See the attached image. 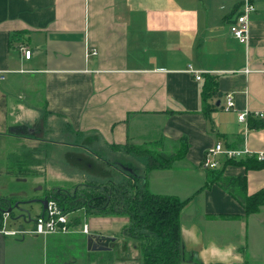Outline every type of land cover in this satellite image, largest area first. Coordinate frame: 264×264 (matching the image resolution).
<instances>
[{
	"label": "crops",
	"instance_id": "crops-1",
	"mask_svg": "<svg viewBox=\"0 0 264 264\" xmlns=\"http://www.w3.org/2000/svg\"><path fill=\"white\" fill-rule=\"evenodd\" d=\"M251 1L244 43L230 28L244 0H0V194L12 180L15 145L42 154L57 142L85 146L76 135L96 136L99 145L146 166L147 176H137L150 190L188 199L181 213L185 264H264V204L247 214L213 181V168L202 166L217 141L264 150V126H252L264 118L258 115L264 113V0ZM87 47L98 53L87 58ZM207 74L215 77L216 93L204 99ZM229 92L233 108L225 106ZM242 110H249L247 122L238 117ZM56 123L74 135L46 136ZM127 142L185 153L168 167L148 169V158L127 151ZM218 168L246 175L250 194L264 187V166L222 158ZM119 219L90 216L89 233L0 231V264H104L94 251L105 255L112 247L94 250L88 236L112 235L123 245Z\"/></svg>",
	"mask_w": 264,
	"mask_h": 264
},
{
	"label": "rangeland",
	"instance_id": "rangeland-1",
	"mask_svg": "<svg viewBox=\"0 0 264 264\" xmlns=\"http://www.w3.org/2000/svg\"><path fill=\"white\" fill-rule=\"evenodd\" d=\"M76 134L78 133L76 132ZM73 135V132L62 129L58 123L54 125L52 130L46 131V136H54L55 139H60V141H67L68 137ZM76 139L79 140L80 144L85 145L80 147L83 151L80 148L75 149L76 147L73 146H68V149L64 142L45 146L42 154L38 153L37 149H28L26 145L22 146L24 143L14 146L12 156V166H14V169L11 171L12 180L5 182V188L2 189L3 194H0L3 196V198H0L1 205L12 206V210H10L11 215L8 220L9 225L7 224L8 228L9 226L16 225L31 227V219L36 217L43 209L41 199L45 198L47 194L57 191L59 188H68L72 193L78 188L77 195L81 193L86 195L88 193L90 196L93 192H101L102 188L100 187L103 185L111 184L112 182H125L130 174L140 175L142 179L147 176L149 170H146V166H142L141 162L135 157L124 152L121 154L111 152L106 146L99 145V139L96 136L85 139L80 135H76ZM22 150H24L23 153ZM80 152L84 153L80 154ZM26 154L29 155V161L33 164H27L24 161ZM33 158H44L45 161L40 166L38 165V161H32ZM108 162H112L113 165L108 164ZM21 166H23V169H21ZM85 198L88 199L87 196ZM115 198H112V202H120L119 198L117 199L116 196ZM117 208L121 209L122 207L118 204ZM65 211L71 213L77 229H80L85 222L90 226L87 218L99 215L89 212L86 207H77L76 209ZM76 214L81 216V221H75L74 215ZM113 215L122 218L119 219L118 225L122 226L124 230L121 232L122 239H126H121L122 241L119 243L124 242V244L118 246L114 239L110 240L109 246L113 250L111 253L100 255V252L94 251L93 256L98 257L96 260L98 262L100 261L99 259H102V263L104 264H142L140 242L136 238L126 234L127 228L125 230V226L129 225L130 222L132 223L128 214L116 212ZM2 225L3 222L0 228ZM98 244H100L99 241ZM94 250H99V248Z\"/></svg>",
	"mask_w": 264,
	"mask_h": 264
},
{
	"label": "trees",
	"instance_id": "trees-1",
	"mask_svg": "<svg viewBox=\"0 0 264 264\" xmlns=\"http://www.w3.org/2000/svg\"><path fill=\"white\" fill-rule=\"evenodd\" d=\"M207 75L208 81L203 89L204 99L216 93L215 77L210 74ZM204 109L208 110L205 105ZM252 126H264V118L257 119ZM114 147L118 146L115 145ZM123 147L137 155L146 156L148 169L168 167L174 159L183 156L185 153L184 147L178 148L175 152H166L159 149L157 143L135 144L127 142L123 144ZM23 152L24 150H22ZM28 156L26 154L24 161L27 164H33L29 161L30 157ZM32 161L42 163L43 158H33ZM228 161L242 163L253 168L264 166V160H259L255 156H247L239 158V160L228 159ZM213 172L215 173L213 181H217L240 200L247 214L258 211L264 204V187L254 193H248L246 175L228 176L224 174L222 168H213ZM100 188H102L101 192H93L90 196L88 193L77 195L78 188L73 193L68 188H59L45 197L56 199L64 210L86 207L89 212L99 215H113L116 212L127 213L132 223L125 224L126 234L140 242L142 264H185L181 254V213L188 199H182L175 194L154 192L150 190L147 182L142 181L135 174L128 175L125 182H112ZM115 196L120 199V202H112V198ZM118 204L121 205V209L117 208ZM10 207L12 206L10 205ZM8 208L9 206L0 203V226L3 221V212ZM97 210L98 212H96ZM74 216L76 222L81 221L79 214ZM107 253H111V251ZM97 258L94 256V259Z\"/></svg>",
	"mask_w": 264,
	"mask_h": 264
},
{
	"label": "built area",
	"instance_id": "built-area-1",
	"mask_svg": "<svg viewBox=\"0 0 264 264\" xmlns=\"http://www.w3.org/2000/svg\"><path fill=\"white\" fill-rule=\"evenodd\" d=\"M255 10V4L251 0H244L242 10L236 18L231 22L230 28L232 33L244 43H248L250 39V14ZM24 55L29 58L31 56V49L25 45L21 46ZM97 48L87 47L85 55L90 57L97 54ZM188 70L196 73L198 79L202 78L201 70L189 66ZM226 108H233L235 106V99L232 92L227 94ZM249 110H242L239 112V119L247 122ZM259 116H264V113H259ZM244 156H255L259 160H264V150H252L249 147H232L224 144L222 141H217L213 146H210L202 160V166L205 168H218L221 159H238ZM11 212L6 209L3 212V225L0 228L1 232L10 235L23 236L25 234H49V233H69L77 230L73 220V216L69 211H65L59 202L54 198H48L47 206L32 220V226L26 227L23 225L7 227ZM9 225V224H8ZM84 233L90 232V226L87 222L83 223L79 229Z\"/></svg>",
	"mask_w": 264,
	"mask_h": 264
},
{
	"label": "water",
	"instance_id": "water-1",
	"mask_svg": "<svg viewBox=\"0 0 264 264\" xmlns=\"http://www.w3.org/2000/svg\"><path fill=\"white\" fill-rule=\"evenodd\" d=\"M41 201L44 207H46L48 203V198L47 197L42 198ZM9 210H12V207H9ZM113 239H115V236L91 232L88 236V247L93 249L110 248L109 241ZM98 241L100 242V244H98Z\"/></svg>",
	"mask_w": 264,
	"mask_h": 264
}]
</instances>
